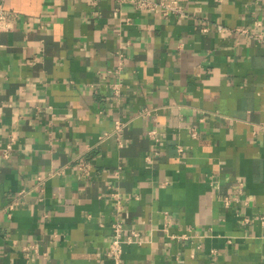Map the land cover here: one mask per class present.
I'll return each instance as SVG.
<instances>
[{
  "label": "crops",
  "instance_id": "1",
  "mask_svg": "<svg viewBox=\"0 0 264 264\" xmlns=\"http://www.w3.org/2000/svg\"><path fill=\"white\" fill-rule=\"evenodd\" d=\"M177 1L4 0L0 264H264V0Z\"/></svg>",
  "mask_w": 264,
  "mask_h": 264
},
{
  "label": "built area",
  "instance_id": "2",
  "mask_svg": "<svg viewBox=\"0 0 264 264\" xmlns=\"http://www.w3.org/2000/svg\"><path fill=\"white\" fill-rule=\"evenodd\" d=\"M91 1L95 4L97 2V0H91ZM3 2L4 0H0V31L11 28L12 22L14 21L12 20L13 19L12 12H10L8 9L4 7ZM120 2H130L134 4V7L139 10H145V11L159 10L163 15L178 14L182 16L184 14L183 6H181V4H179L177 0H120ZM218 29L222 31L225 30L226 28L223 27L222 25H218ZM232 30L245 34L248 37L260 43H264V29L252 31L245 27H236V28H232ZM123 127H124L123 121L115 120L111 133L116 134V136L118 137ZM13 141H14V137L11 136L9 142L5 145L3 149V156L5 158H7L11 152L12 149L11 146ZM89 166L90 163L87 160H83L79 164V168L82 170V172H87L88 169L90 168ZM25 191L26 190L24 189L18 191L16 197L11 203L7 205L6 209H11L15 204L19 203L20 198L22 197V195H24ZM117 202L119 207L120 201ZM260 218L262 221L264 220V216L261 215ZM131 241L141 242L142 240L139 237V234L135 231H131L126 235H124V231L122 228V221L120 219L115 220L112 223L111 240L106 250V255L110 258L113 264H121L122 252L124 249L123 246L124 244ZM27 264H31V263L27 262Z\"/></svg>",
  "mask_w": 264,
  "mask_h": 264
}]
</instances>
